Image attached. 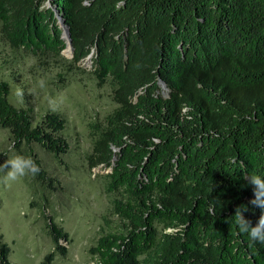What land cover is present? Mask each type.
Masks as SVG:
<instances>
[{"label": "trees", "instance_id": "obj_1", "mask_svg": "<svg viewBox=\"0 0 264 264\" xmlns=\"http://www.w3.org/2000/svg\"><path fill=\"white\" fill-rule=\"evenodd\" d=\"M64 27L74 65L89 61L118 104L92 125L89 161L110 168L123 230L96 241L93 264H264V244L232 218L238 206L253 224L264 214L246 178L264 175V0H0L13 49L59 57ZM9 95L1 81L0 126L49 185L33 145L59 160L67 120L50 111L36 123ZM49 233L66 256V233ZM2 239L0 264H12Z\"/></svg>", "mask_w": 264, "mask_h": 264}, {"label": "rangeland", "instance_id": "obj_2", "mask_svg": "<svg viewBox=\"0 0 264 264\" xmlns=\"http://www.w3.org/2000/svg\"><path fill=\"white\" fill-rule=\"evenodd\" d=\"M64 51L59 57H39L13 49L0 34V82L9 83V101L27 109L36 123L47 112L61 113L67 120L65 135L70 143L59 160L33 145L52 179L49 185H41L31 174L6 182L5 170H0V235L11 248L12 264H43L51 253L55 258L50 264H93L89 249L96 241L123 230L113 207L118 195L105 188L110 168L93 167L89 161L95 142L92 125H102L118 104L112 87L99 84L89 61L74 65L73 53ZM29 153L20 152L10 130L0 126V163ZM49 225L66 233L59 240L66 256L57 252Z\"/></svg>", "mask_w": 264, "mask_h": 264}, {"label": "clouds", "instance_id": "obj_3", "mask_svg": "<svg viewBox=\"0 0 264 264\" xmlns=\"http://www.w3.org/2000/svg\"><path fill=\"white\" fill-rule=\"evenodd\" d=\"M50 105L54 107V101L50 99ZM0 170L4 171V180L16 181L28 174L35 176L41 171L40 166L31 158L24 155H16L11 159L0 163ZM247 181L253 187L254 198L251 203L264 210V175L252 173L247 175ZM245 206H238L235 210L233 221L241 233H246L252 242L264 244V214L255 224L244 215Z\"/></svg>", "mask_w": 264, "mask_h": 264}, {"label": "water", "instance_id": "obj_4", "mask_svg": "<svg viewBox=\"0 0 264 264\" xmlns=\"http://www.w3.org/2000/svg\"><path fill=\"white\" fill-rule=\"evenodd\" d=\"M63 34H64V38H66L68 41H69V43H70V45H71V53H74V49H73V47H72V40H71V33H70V31H68L67 30V27H64V32H63ZM67 41V42H68ZM65 50V49H64ZM62 51V52H64L65 53V51Z\"/></svg>", "mask_w": 264, "mask_h": 264}, {"label": "bare ground", "instance_id": "obj_5", "mask_svg": "<svg viewBox=\"0 0 264 264\" xmlns=\"http://www.w3.org/2000/svg\"><path fill=\"white\" fill-rule=\"evenodd\" d=\"M67 47H66V53H71V45L69 43V41L67 42Z\"/></svg>", "mask_w": 264, "mask_h": 264}]
</instances>
